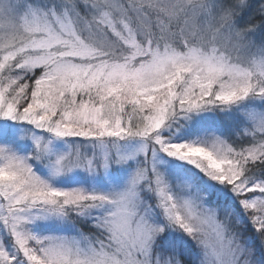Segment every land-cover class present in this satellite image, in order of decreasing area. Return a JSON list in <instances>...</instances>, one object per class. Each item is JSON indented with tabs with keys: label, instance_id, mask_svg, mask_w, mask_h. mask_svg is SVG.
I'll use <instances>...</instances> for the list:
<instances>
[{
	"label": "snow or ice",
	"instance_id": "6c2138e0",
	"mask_svg": "<svg viewBox=\"0 0 264 264\" xmlns=\"http://www.w3.org/2000/svg\"><path fill=\"white\" fill-rule=\"evenodd\" d=\"M0 122V264H264V0H0Z\"/></svg>",
	"mask_w": 264,
	"mask_h": 264
},
{
	"label": "trees",
	"instance_id": "16d2710c",
	"mask_svg": "<svg viewBox=\"0 0 264 264\" xmlns=\"http://www.w3.org/2000/svg\"><path fill=\"white\" fill-rule=\"evenodd\" d=\"M257 38H259V37H257ZM216 119L223 120L224 117L223 116H219ZM212 200H213V202H216V203H223L222 201H216L214 196L212 197ZM246 236L251 240L252 243L256 244L257 247H258L259 242L257 240H255L250 226H249V229H248V231L246 233Z\"/></svg>",
	"mask_w": 264,
	"mask_h": 264
},
{
	"label": "rangeland",
	"instance_id": "374dc122",
	"mask_svg": "<svg viewBox=\"0 0 264 264\" xmlns=\"http://www.w3.org/2000/svg\"><path fill=\"white\" fill-rule=\"evenodd\" d=\"M257 41L259 42L260 41V38H257ZM3 122H0V138H3ZM11 135V130L8 131V136ZM27 147L28 145L27 144H24L23 145V148L24 150H27Z\"/></svg>",
	"mask_w": 264,
	"mask_h": 264
}]
</instances>
